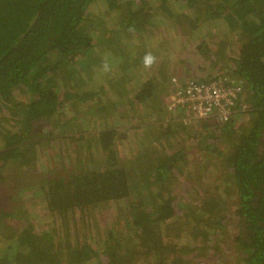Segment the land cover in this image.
<instances>
[{"label":"trees","instance_id":"obj_1","mask_svg":"<svg viewBox=\"0 0 264 264\" xmlns=\"http://www.w3.org/2000/svg\"><path fill=\"white\" fill-rule=\"evenodd\" d=\"M159 24L236 41L227 121L163 120ZM0 184V264H264V0H0Z\"/></svg>","mask_w":264,"mask_h":264},{"label":"rangeland","instance_id":"obj_2","mask_svg":"<svg viewBox=\"0 0 264 264\" xmlns=\"http://www.w3.org/2000/svg\"><path fill=\"white\" fill-rule=\"evenodd\" d=\"M114 15V13L112 14V16ZM118 16H120V14H118ZM104 17V18H103ZM101 17L102 19H105V16ZM117 17V16H116ZM106 20V19H105ZM108 21H106V27H110V24L112 22H114V20L111 19H107ZM115 27V26H113ZM154 32H156V39H154L153 41H151L152 44L158 43L159 40L162 39L161 42H159V47L156 48V52L158 53L160 59L158 58V63L161 60L166 59L165 61H163V64L167 66L165 75L166 76H173L174 75H181V74H186V76L192 78V77H196V79L198 80H203V81H207L211 78H217V77H221V75H219L220 73H224V72H229L230 69L227 70L228 66H231V62H230V58H233L235 56L234 51H235V42L233 39H230L229 42L225 45V58L224 59H218L216 60L215 58H209V60H203L202 58L198 57L197 54V50L196 48V44L197 41L199 40H194V41H190L189 38L191 36V34H187L185 29L183 27H177L176 25L172 24L170 27H168L167 25H157L156 28L153 29ZM122 38L124 39V35L122 36ZM161 38V39H159ZM217 43V40H211L209 46L212 47L211 43ZM145 50V49H144ZM163 51V53H162ZM154 56L157 58V54L154 52ZM144 57V56H143ZM141 58V62L142 59ZM162 62V61H161ZM213 62L215 65H213ZM155 65V64H153ZM143 64H141V68H142ZM153 67V66H152ZM213 68H218L220 69V73H215L213 71ZM146 70L150 69V68H145ZM141 70V69H140ZM139 71V70H138ZM172 74V75H171ZM63 74H59L58 77H61ZM150 76V75H148ZM152 76V74H151ZM223 77H230L231 76H223ZM57 80V79H56ZM61 85V84H60ZM71 88V87H70ZM69 88V89H70ZM167 98V97H166ZM168 102V99H166L165 101V108H166V104ZM63 111H61V116L66 117V119H68L70 116L72 117V112H70L69 110H67V107L63 104ZM167 111V110H166ZM172 114V113H171ZM143 115V114H142ZM142 115H139L138 117L135 118V120L133 121L135 124L139 123L138 121L140 120H148L146 119V117H142ZM176 114L174 113L172 116H170V114L168 116H162L164 121H171L175 120V121H180L177 116H175ZM160 116V115H158ZM106 117L107 120V124L111 126H115L116 124L118 125L119 122H126L128 119H121V118H116L117 120H114L112 117L110 116H104ZM161 118V116H160ZM185 118V117H184ZM186 120V119H184ZM86 122V120H84ZM190 123V122H187ZM84 128V126H82ZM124 126H122L123 128ZM85 128H87V126H85ZM198 128V127H197ZM73 130H76L77 127H73ZM125 129H128V126H126ZM78 132V131H76ZM131 132V131H128ZM131 147L133 146V143L131 141ZM123 148V154L125 155L126 153V149H130L129 147L126 146V144L124 143V147ZM200 158L196 155V156H191L190 160L197 162ZM43 161L38 160V162L35 163V169L39 170L41 168V170L43 169ZM31 175H34V171L30 172ZM24 184V183H22ZM1 185V184H0ZM22 188L24 186H21ZM37 202V201H36ZM36 206H31L30 207V211L29 212H25L26 214H20L19 212H17L18 215H21L23 217H28L31 215H35L40 222H43L42 224H47L48 222H50V216L46 215V213H44V211L41 208V206L39 205V203H35ZM30 214V215H29ZM232 224L230 222H228V226H231ZM227 253V252H226ZM223 256H228V258L224 259L222 258V256L220 257L219 255L217 256V260H220L218 264H238L236 262V258H234L233 256L230 257V254H222ZM215 259V260H216ZM221 259L223 261H221Z\"/></svg>","mask_w":264,"mask_h":264},{"label":"built area","instance_id":"obj_3","mask_svg":"<svg viewBox=\"0 0 264 264\" xmlns=\"http://www.w3.org/2000/svg\"><path fill=\"white\" fill-rule=\"evenodd\" d=\"M169 83L172 91L167 97L166 110L172 114L180 111L187 122L205 118L227 121L237 95L242 90V82L232 77H217L207 81L172 77Z\"/></svg>","mask_w":264,"mask_h":264},{"label":"clouds","instance_id":"obj_4","mask_svg":"<svg viewBox=\"0 0 264 264\" xmlns=\"http://www.w3.org/2000/svg\"><path fill=\"white\" fill-rule=\"evenodd\" d=\"M156 62V57L153 56L150 52L146 53L142 59V64L145 68H151L152 65ZM102 70L104 72H109L111 71L110 65L107 62V60H105L102 64Z\"/></svg>","mask_w":264,"mask_h":264},{"label":"crops","instance_id":"obj_5","mask_svg":"<svg viewBox=\"0 0 264 264\" xmlns=\"http://www.w3.org/2000/svg\"><path fill=\"white\" fill-rule=\"evenodd\" d=\"M175 74V73H174ZM172 77H178V78H180L181 80H183V79H196V77H192V78H190V77H188V76H186V74H181V75H173V76H171V78ZM170 78V79H171ZM198 80V79H197ZM169 95V94H168ZM168 95H167V97H168Z\"/></svg>","mask_w":264,"mask_h":264}]
</instances>
